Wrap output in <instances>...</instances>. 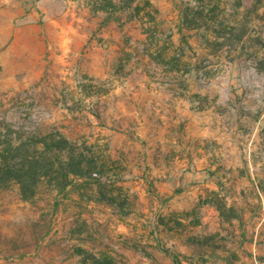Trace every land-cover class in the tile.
<instances>
[{
    "label": "rangeland",
    "instance_id": "374dc122",
    "mask_svg": "<svg viewBox=\"0 0 264 264\" xmlns=\"http://www.w3.org/2000/svg\"><path fill=\"white\" fill-rule=\"evenodd\" d=\"M0 264H264V0H0Z\"/></svg>",
    "mask_w": 264,
    "mask_h": 264
},
{
    "label": "trees",
    "instance_id": "16d2710c",
    "mask_svg": "<svg viewBox=\"0 0 264 264\" xmlns=\"http://www.w3.org/2000/svg\"><path fill=\"white\" fill-rule=\"evenodd\" d=\"M56 144L55 152L51 147L47 150L41 148L31 154L22 155L19 162L14 165L5 161L7 163L6 172L19 182L21 195L24 199L32 197L37 192L36 187L31 186V182H40L48 178L55 182H61L67 177V170L81 166V159L74 156L66 138H60ZM61 154L63 160L59 159ZM53 157H56L55 159L58 161L53 162Z\"/></svg>",
    "mask_w": 264,
    "mask_h": 264
}]
</instances>
